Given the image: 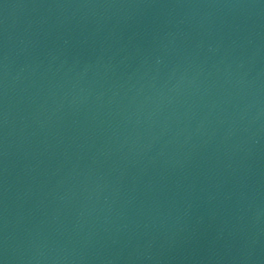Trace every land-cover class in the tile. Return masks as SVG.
I'll return each mask as SVG.
<instances>
[{"label": "water", "instance_id": "95a60500", "mask_svg": "<svg viewBox=\"0 0 264 264\" xmlns=\"http://www.w3.org/2000/svg\"><path fill=\"white\" fill-rule=\"evenodd\" d=\"M0 264H264V0H0Z\"/></svg>", "mask_w": 264, "mask_h": 264}]
</instances>
